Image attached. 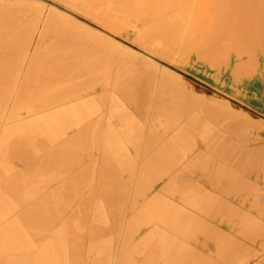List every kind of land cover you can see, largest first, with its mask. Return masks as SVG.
Listing matches in <instances>:
<instances>
[{"label":"bare ground","instance_id":"obj_1","mask_svg":"<svg viewBox=\"0 0 264 264\" xmlns=\"http://www.w3.org/2000/svg\"><path fill=\"white\" fill-rule=\"evenodd\" d=\"M221 1L229 3V5H231L234 8V11L238 13L240 16L241 15L242 16L238 17L237 19H234L233 22H230L226 20L225 17H223L225 13V8L222 6V10H223L222 19H219L218 22L215 24L218 27L217 32H196V28H197L196 23H193L192 25L188 24L186 26L179 25L176 19L177 15L173 13L174 11H171V10L169 11V8L162 6V5H160V7L155 6V10L153 13V20H152L153 23H157L158 28L162 32H121L122 34H125L126 37H128L129 39L137 41V43L142 45L143 48L138 47L140 49L138 51H133V49H129L130 47L128 46L127 48H124L125 51L123 52L131 56V59L129 60L130 62H127V63L125 62L127 64V68L128 66L130 67V71H129L127 78L122 77L123 79L122 80L120 79L118 81V78L116 77L117 80L115 82H117V84H114V85H116L117 89L114 90L113 88V91H115L114 96L112 94L110 95L114 99V100L112 99L114 101L113 104L114 103L116 104L115 106L116 111H118L117 107L121 108V110L124 111L123 115L125 117L124 116L123 117L124 118H126V116L128 117L129 120H127V122H129L130 125L135 126V124L137 125L140 122L142 126L144 125V127H148L150 138L148 139L145 138L146 141L148 140L147 143H144L143 141H141V139L144 140V138H142L143 134L145 137V133L143 132L145 129L144 127H143L144 129L142 128L143 131H142V135L140 139L141 143L140 141H136L138 140V137L135 140L136 143L138 142L137 143L138 145L137 144L135 145V142H132V139L134 136L131 137L130 139H131V142L134 143L133 145H135V148L139 146L140 152L137 154L139 156L141 155L142 157L146 158L145 161L151 162L149 158H152L153 162L155 164H158V162L154 161V159L156 160L159 156L160 158L158 159V161L160 164H158V167L162 165L161 167L164 166L163 168H165V166L167 165L168 162L165 163L166 165L163 162L162 163L164 165L161 164L160 159L166 157V156L163 157V155L167 153L168 151L167 149L170 147V145H173L175 141L174 138H177L178 136H183V134H184V137L186 136L187 138V136L190 133H192V131L194 132L196 130L198 132L199 130L202 131L204 129V132L206 133V129L208 126L213 125L212 126L213 129L216 126L215 124H211V125L209 124L212 120H214V122L216 121L220 123L219 125H222L224 130L228 132L227 134L228 141L230 140L229 138L232 137V135L235 133L234 132L232 134V132L238 127L243 129L244 132H247V130H244V129L249 130L250 128L251 129L258 128L256 126H253V124L251 123V121L253 122L254 120H250V119H253V117L250 116L251 118H249V113L247 115H243L242 117H241L242 114L240 113V116H239L237 112H240V110L235 109L234 106L232 107L231 103H228L227 101H225L226 99H223V97H221L220 95H217L216 98L214 97H211V98H214L216 100L217 106L219 104L220 107H223V108H219L216 105H214L213 108L217 107L214 110L213 108L210 107V104L213 103L214 101L213 99L212 101L209 100V102H211V103H208L209 105L207 104L208 100L207 102L203 100L204 102H206L205 106L206 104L208 105L206 115L203 113L204 116H198V115H199V112L200 113L205 112L207 108L203 106L204 105L203 103H202L203 105L201 104L202 98L208 97L205 94H203V97L200 98L201 97L200 95L197 96L198 94L196 95L194 93L193 94L190 93V96L194 95V96L199 97L198 100L201 99L200 103L197 102L199 105L197 103H194V105L197 104L198 108L201 105L200 107L202 109L205 108L204 111L201 109L199 112H197L199 110L197 107H196L197 111L195 108H193V110L191 109L192 112L195 109V111L198 114V115L195 114L196 116L191 115L192 112H185L184 110L181 111V108L184 105H187V99H185V97L187 98V96L185 95V93L187 92V95H189L188 91L190 90V88H188V91L184 93V91L187 90L186 89L187 84L185 82V78L183 80L181 78L182 76L180 77L179 75H177L171 68L174 66L166 62L162 58L169 60L171 63H176V64L178 63L184 69L191 71L194 74L201 77L202 79L208 81L214 86L215 90L218 93H223V94H226L227 96L235 97V99L238 98V101L241 100L242 102L246 104L255 106L259 109V111H262L264 113V0H259V1L258 0H221ZM52 2L54 3L53 8H55L54 10L55 13L57 12L59 13L60 17L61 16L63 17V20H59V18L57 19L56 17H55L56 19H54L60 22L59 26L61 27V29L64 28V30H68V28L71 27L69 28V30H71L74 27L76 28L75 26L76 13L70 8L62 6L61 4H58L55 1H52ZM71 3L73 4V2ZM72 4H70L71 7L78 5V4H75V5L74 4L72 5ZM76 7L78 8V6ZM108 8H109V13H110V11L112 10H110V7ZM92 10H95V9L93 8ZM55 13H53V15ZM84 13H87V10H84ZM90 13L92 14L94 12L91 11L88 14ZM57 15L58 14H55V16ZM92 16L95 18V20H97V22H100V24L106 27V31H107L106 33L104 32L101 34L98 31L97 33L101 34L103 38L109 40V43L112 42V45L114 44L113 47L115 45L121 46L120 43H117V42L114 43L115 41L114 39H112L113 38L112 35L116 36L118 33L116 31L118 30L108 26V24L105 21H103V18L100 17L101 15L98 16L97 14H94ZM107 16L105 17L106 19H108ZM116 16L117 15H115V18ZM51 19H53V17H51ZM51 19H50V22H52ZM116 19L118 20V18ZM125 20L126 19H124V21ZM122 23H123V20H122ZM45 24L47 23L45 22ZM77 24L78 26L80 25L78 22ZM48 25H50V23H48ZM83 26L84 25L80 27H82V29L86 28L84 29L85 31H87V29H89L88 31L91 30L89 27L85 26L83 28ZM128 26L130 27V25ZM79 30L81 29L79 28ZM79 30L77 31L75 30L77 34ZM72 32L74 34V31ZM79 32H82V31H79ZM91 32H92L91 34H93L94 32V34L96 35L95 30L92 29ZM30 33L32 36L28 34V38L29 36L32 37L29 39L30 41L29 44L31 46L33 45V42H34V36L36 37L37 33H35L36 35L32 34V32ZM67 33L68 34L66 35L65 38H67L70 31H68ZM98 34L97 36H100ZM12 35H14V33ZM15 35H17V33ZM60 35L63 36V33L61 34V31H60ZM60 35H59V38H60ZM10 36L4 37L6 39H2V40L0 39L1 40L0 41V52L5 53L7 50L6 45L8 46L9 44L12 45L14 43L13 42L14 40L9 39ZM14 36H11V38L12 37L14 38ZM72 37H76V35ZM72 37L71 36L68 37L67 40ZM19 39H21V37ZM54 39H56V37H54ZM100 39H102V37L99 38V41L102 44ZM105 39H103L104 41L103 40L102 41L106 43ZM37 40L39 39L37 38ZM59 40L61 41V39ZM62 40H64V38H62ZM75 40H77V37ZM75 40L74 41L72 39L69 40L70 44H72L73 42H76ZM84 40H87V39L83 38V41ZM88 40H89L88 41L89 43L90 39ZM56 41H58V39ZM78 41H80L81 43L82 41L81 37H80V40L78 38ZM94 41L97 42L98 40L97 41L94 40ZM19 42L20 41H18V43ZM15 43L17 44V42ZM88 43L87 41L85 43L83 42V44L85 45ZM98 43L99 42H97V44L96 43L93 44L91 42V44L94 45V46L92 45V47H94L95 49V46L99 45ZM60 44H58L59 47L62 46V45L60 46ZM24 45L26 49L27 44L25 43ZM64 45L65 44H63V46ZM74 45H77V44L75 43ZM108 45L110 44H107V46ZM77 46L70 45V47H74L73 49H75V47ZM81 46L83 45L81 44L79 48ZM88 46H90V44H88ZM88 46L86 45V47ZM22 47L24 46L22 45ZM100 47H101L100 49L102 48L104 49L106 45L105 47L100 45ZM57 48L58 47L56 48L54 47V49H57ZM68 49L72 50V48H68ZM68 49L64 51H67L68 53ZM77 49L78 48H76V50ZM117 49L120 50L121 48H117ZM107 50H108V47H107ZM105 51L106 50H103V52ZM93 52H91V54L97 55L101 51L98 53H95L96 51L94 53ZM2 53H0V55ZM75 53L73 54L74 57L77 55L80 56V53H82V50L77 55ZM85 53H87V48H86ZM36 54H39V52L35 53V55ZM87 54H90V52ZM25 55L28 56V54H25ZM71 55H68V56H70L71 58ZM96 55L94 56L98 60L100 56L97 55L98 56L97 58ZM100 55L102 56V54ZM103 56L106 57L105 53L103 54ZM103 56H102V59H103ZM48 57L46 58L48 59ZM64 58H66V60L69 59L67 56H65ZM115 58L114 59L111 58V59L115 60ZM89 59L91 60L90 57ZM24 60L25 59H23V61ZM51 60H52V56H51ZM59 60H61V58ZM72 60H73V57H72ZM75 60L77 59L74 58V61ZM94 61L95 60H93V62ZM104 61H108V60H106L105 58ZM104 61H101L100 63L103 62V64L105 65ZM66 62H69V61H66ZM66 62L64 63L62 59V63L64 64H61V63L60 64L65 65L64 67L67 70V68L71 67V65L67 67L68 63ZM81 62L83 61H80V63ZM85 62L84 64L87 63V67L89 68L91 66H93V68H96L94 65L98 64V62H96V64L92 65L93 62L91 60L90 61L91 65L88 66V62L86 63ZM69 63L73 64L72 61ZM8 64H9V67H11L9 61L5 59L4 57L0 56V68L8 69ZM117 64L122 65L121 63H118V61L116 65ZM55 65L61 66L57 63ZM73 65L79 66V63L73 64ZM81 65L82 63L80 64V66ZM101 65H100V68H99V64L97 65L99 69H102L104 67V66L102 67ZM123 66H125V64ZM51 68L54 69V67H51ZM65 68H64V72H65ZM79 68H82L83 70V67H78V69ZM93 68L91 71L94 70L95 72V69ZM98 68H96L97 71H99ZM118 68L120 69L121 67H118ZM55 69H58V68H55ZM75 69H77V67H75ZM116 71L114 72V74H116ZM67 72L65 73V76H67V79H68ZM70 72H71L70 74L71 76L69 75L70 78L73 77V74H76V73H72L73 71L71 70ZM83 72L87 74V72H85L84 70L78 74H81ZM100 72L98 74L96 72L95 73L97 74V77L102 78L101 77L102 73L99 76ZM107 73L109 74V72ZM6 74H3V75L0 74V77L8 76ZM94 74L91 73L89 77L95 76ZM111 74H113V72ZM81 75H84V74H81ZM113 75H110V77L112 78ZM74 76H78V75L76 74ZM120 76L119 78H121ZM18 77H19V74H18ZM91 77L90 79L94 81L93 77L92 78ZM110 77H109V80L110 82H112ZM83 78L86 79V77H83ZM99 78H97L96 82H98ZM103 78H106V77H103ZM116 78H113L112 80L114 81ZM75 79H77V77ZM124 79H128V81ZM68 80L70 81V83H72L71 80H74V79L71 78ZM79 80L80 79H78L77 81ZM83 81L84 80H82V82ZM80 82L81 81H79V83ZM77 83L78 82H76L75 85L77 87L80 86L79 84L77 85ZM85 83H88V82L85 81ZM107 83L109 84V81ZM67 84L69 86V83ZM82 84L84 85V82ZM184 84H186L185 88L182 87V85L184 86ZM75 85L74 87L72 86L73 89L75 88ZM83 85H81V87ZM86 85L84 86L86 87ZM93 86H96V83ZM181 87L185 89L183 92L181 91L182 90ZM65 88L63 89V91L65 90ZM83 88L81 90L79 88L77 89L75 88L76 91L75 90L74 91L76 93L77 90L79 89L81 93V91L83 92V90L85 89ZM101 88L102 89H95L94 91L92 89H89V88L88 89L93 91L91 93V96L99 92H101V94L104 95L108 93L110 89H112V87L109 89L107 85L106 87L103 86ZM71 89H68L69 91L67 90L66 93L72 92L70 91ZM62 94L64 95L65 92H62ZM67 94H65V96H69ZM101 94L99 93L100 98H101L100 99L101 101L99 100L100 104L102 101L103 103L106 102L105 101L106 96L105 97L102 96L103 97L102 98ZM63 95H60V96L63 97ZM70 96L68 97L69 99H70ZM190 96L188 98L191 99L192 97ZM75 97L79 99L80 95L75 96ZM81 97L83 98L84 96L81 95ZM95 97L96 96L91 97V98H94V102L95 100L98 101ZM107 97H109L108 94H107ZM73 99H71L70 101H72ZM84 99L83 100L85 102L86 98ZM87 99L89 100V98ZM106 99H109V98H106ZM192 100H190L191 103L194 102ZM198 100L195 99V101H198ZM57 101H58V98H57ZM57 101H55L54 104L57 103ZM77 102L82 104V99L81 101L77 100ZM190 102L188 104L192 106L193 104H190ZM65 103L66 101L64 102V104ZM62 104L63 102L60 105ZM71 104H68V106H71V108L67 106L68 109L65 106H63L65 109L69 110L70 108L71 110L70 112H67L65 115L61 116V117L64 116L65 117L64 119H66V121H64V119L58 118L57 116L56 117L50 116L48 118L36 120L33 123L29 122L30 124L27 125L26 122L23 121L22 119L23 116H21V113H13V114H7L6 112L0 113V264H264V240H263L264 234L262 235V232H260L261 234L258 233L257 235L261 236L260 242H256V243L252 242L251 245L248 246L247 242L243 240L245 239L244 237L246 233H244V237L242 239L237 238L238 236L237 227L238 226L231 227L230 223L232 222L230 223L227 222V221H230L231 218L228 216H222V213L220 215V210L221 212L225 211L226 205L232 204V203L234 204L239 203V201L236 200L238 198L236 195H232L231 192L230 193L227 192L228 190L230 191V189L232 190V188H230L232 186H229V187H226V185L223 186L224 185L223 180H221L222 175L229 174L231 177L232 176L238 177V176L244 175L243 177L247 176V179H248L247 189L250 191L252 200L248 203L250 204V206H248L245 209L239 208L235 210L231 205L232 209L235 210L236 213L238 212H239L238 214H240V212L244 213L242 214V216H234V217L235 218L238 217V218L245 219V220L249 219L248 224H245V227L246 225H249V222L252 219H253L252 223L254 224V226H255V223H254L255 220H257L256 222L257 225L260 224L259 226H261V224L262 225L264 224L263 221L262 223H260L261 221L258 220L260 219L259 217H255L246 212V210H249V212H254L255 214L259 213V215L261 214L264 215V180L261 177H259L261 174V170H263V173H264V164H263L264 161H260L258 159V157L259 158L262 157V154L264 155V141L262 143L260 140L254 138V140L251 139L253 143H250L248 145L241 147L242 149H239V148L235 149L237 150V152L234 150L235 153L232 155V159L230 158V161L227 160V162L225 160L223 162L225 163V166H223V164L221 166V167H226V168H222V171L221 169L219 171L217 170L218 172L223 173V174L217 173L215 170L217 174L216 173L213 174L214 173L213 172L212 176L214 175H217V176L215 178L210 176L213 178L212 182L214 181V185L212 184L214 186V192H218V196L214 197V199L216 198L215 202L225 205V206L221 205L222 207H224V209H221V207H219L220 209L217 208L219 209L218 211L217 210L214 211L213 209L210 210V209H206L205 207L203 208L201 206L202 207L201 208L200 206H198V204L200 205V204H204L207 202V201L205 202L206 199L205 200L203 199L204 194L201 195L203 196L202 199L200 198L199 195L198 197L197 194L196 195L194 194L195 196L198 197L197 199H195L196 197H194V199H191V198L188 199L190 205L192 204L196 205L195 208H193L194 205L192 207L190 206L191 208H184L181 205H179L178 208H175L178 205H175V206L172 205L171 204L172 201H170L165 194H154L150 190L149 192L145 190L147 188L149 189V187L152 188L151 181H154V180H151L150 177H147L146 180L141 179V178L146 177L147 175L145 176L142 175L138 181H137L138 178H136V180L135 178H130L126 180L117 179L118 177L113 178L111 177V175L110 176L108 175L109 172L104 167L107 162L102 164L101 163L102 160L100 162L99 160H96L93 158L92 154L94 153L95 149L90 150L88 149L87 144L85 146L84 144L82 145L76 142L74 144H65L64 141L67 142V140L69 141V139L78 140L80 138L82 139L84 138L80 137L79 132L77 133L79 136L76 137L74 133L73 136L75 138H73L72 136H70V138H67L66 134L69 133L68 129L71 126H69V128H66V126L62 127L63 124L67 125L66 123L69 122L70 120L72 121L75 120L76 122V123L74 122L75 126L77 127V125H79V127H81L84 125L83 123H87V121L90 122L91 119H92L91 123L94 121L98 123L103 122L101 120L103 116L105 115L104 113H102V111L100 113V110L94 111L96 108L92 109V106L90 104H88L91 106L89 110H93L94 112L91 111L90 113L89 111L88 115L87 113L86 114L83 113V111L82 113L81 111H78V109H76L78 107L75 108V104L73 105ZM88 105H87V108H88ZM189 105L187 107H189ZM54 106L57 107L59 105L57 106L54 105ZM84 106L86 107V104H84ZM100 106H102V104ZM95 107H99V106H95ZM105 107L106 109L108 108L107 105H105ZM60 109L62 110V107ZM86 110L87 109H84V111ZM113 110L114 109L112 108L111 112H113ZM186 110L189 111L190 108L189 110L188 109ZM106 112L107 111H105V113ZM196 112H193V113H196ZM98 114L99 116L96 117V120H94V117H95L94 115H98ZM120 114L122 115V113ZM117 115L118 113L116 114V116ZM119 115H118V118L119 117L121 118V116ZM85 116L86 118L89 116L88 118L90 120H87V119L85 120L84 119ZM235 117L236 118L238 117V121L236 122L235 120L233 121V118ZM124 118L122 120L123 122H125ZM209 119H212V120L209 121ZM109 121L111 124L110 126L112 127L113 126L115 127L117 126L116 124H118L117 122L113 123L112 119ZM91 123H88V124H91ZM255 123H256V119H255ZM40 124H44L45 126L40 128L39 127ZM103 124H99V125H103ZM129 124L128 126L126 125L128 130H129L128 128ZM140 124L138 125L139 127L141 126ZM32 125H35V126L33 127ZM49 125L50 126L53 125V127H49ZM92 125L94 126V123ZM92 125H89V126L92 127ZM120 125L123 126L125 124L123 125L120 124ZM85 126H87V124ZM79 127L77 129H79ZM90 127H88V129ZM96 127H98V125ZM120 128H123V127H120ZM80 129H81V132L85 130V129L82 130V128ZM216 129H218V127ZM216 129H214V131H216ZM109 131L111 130L109 129ZM136 131H135V135H136ZM207 131H210L209 127ZM211 131L213 130L211 129ZM211 131L210 133H212V136H213V132ZM111 132L113 133L114 131H111ZM138 132L137 134L139 135L140 132L139 133ZM204 132L202 131L201 134L199 133L198 137H195L196 135L194 133H192L195 135L194 137H191V135L190 137L188 136L189 138L193 139V146H191L192 148H189V149L188 148H184L182 150L180 149L182 152V155H180L179 157H182V160L184 161L183 165H186L185 161H187V164H188L190 163L188 160L191 161L192 159L194 160V161L193 160L191 161L193 162V164L196 162L195 159H197V161L200 162L201 159L202 160L204 158L206 159L207 155H209L211 150L214 151L216 150L214 148L218 149L219 146H221L222 141L220 140L218 136H216L214 137V139L209 137L210 140H212V142L214 141V145L211 147V144H209V142L208 143L206 142L209 138L207 137V135H204ZM112 133H110V135ZM117 133L118 131L116 132L115 135H118ZM237 133L238 132H236V134ZM126 134L127 133L125 132V135ZM129 134L127 135V137L129 136ZM125 135H122L121 137L124 136V138H126ZM65 137L67 139H64ZM121 137L120 136L119 138L115 137L114 139L116 138L121 139L122 141L119 142L120 144V143H123L124 140H126V139L123 140V138ZM217 137L219 139H217ZM98 138L101 140L102 136H99ZM134 138H136V136ZM225 138L223 136L222 139L225 140ZM180 140L182 141V139ZM237 140L239 139H236V142ZM246 140H248L247 136H246ZM117 142L115 141L114 143L117 144ZM126 143L129 144L128 142ZM132 143H130V146H132ZM185 143L183 144L180 143L179 145L182 144L184 146ZM242 143H243V140L241 144ZM124 144H121V145L124 146ZM226 144H228V142H226ZM115 145H112V146L115 147ZM186 145L187 144H185V146ZM222 145H225V142ZM108 146H110V144ZM98 147L100 149V146ZM105 147L107 149V146ZM119 147L117 144V149ZM221 148L219 150H221ZM227 148L226 149L224 148L225 149L224 151L229 149ZM124 149H128L127 146ZM98 150L96 151L98 152ZM114 151H118V150H114ZM136 151L137 150H135V152ZM230 151L232 150L230 149ZM119 152H121V149L119 150ZM222 152L223 151H221V153ZM232 152H229V154ZM126 153L127 152H124V156ZM129 154H131V152H129ZM135 154L136 153H134V155ZM179 154H181L180 151H179ZM126 155L128 156V153ZM172 155L174 156V154ZM213 155L214 154H212V159H213ZM102 156H103V153H102ZM224 156L223 158H225ZM209 157L211 156L209 155ZM216 157L219 158V156H214L215 158L214 160H216ZM144 158H142L143 162H144ZM137 159H138V156H137ZM169 159L171 160V158ZM257 159L259 162L257 161ZM130 160L128 161L132 164L133 163L132 161L134 160L132 161ZM139 160H140V157H139ZM163 160L165 161V159ZM170 160H169V163L171 162ZM182 160H180L181 162L180 161L179 162L182 163ZM202 160L201 162L203 163ZM221 160L222 159L220 157L219 161ZM126 161L127 160L123 161L124 163V164L122 163L123 166L122 165L116 166V163L118 162L116 161L115 163L114 161H111L110 159L109 163H107V166L108 167L112 166V168L114 167L115 170H122L123 172L125 171V173L128 168L131 171L135 172L136 171L135 168L132 169V165L134 163L130 165V163L128 162L129 163L128 164L126 163ZM16 162L19 163L18 166L20 164L21 166H23L22 167V169L24 168L23 171L21 169L17 170L20 167L16 166L17 165ZM211 162L212 161L210 159L209 163ZM127 164L129 166H127ZM155 164L153 167L156 166ZM197 165H196V169L198 167ZM202 165L203 164H201V167ZM205 165L207 164L205 163ZM214 165L212 168L215 167ZM168 166H167V170L170 168V166L173 167V162H172V165L168 164ZM187 166L188 167L190 166L191 170L192 168L195 167V166L192 167L191 163L190 165H187ZM177 167H180V165H176V168ZM176 168L174 166V170ZM159 169L155 168L156 171L157 170L160 171ZM148 170L151 171L150 169ZM161 170H164V169L161 168ZM188 170L189 169H187V171ZM179 171H183L184 173H186L185 172L186 170H181V168ZM165 172H166V169H165ZM118 173L120 174V172ZM167 173H170V170ZM184 173L182 175H184ZM176 174L180 175L178 174V172H176ZM206 174L207 172L205 173V176L207 177L208 174L207 175ZM120 176H122V174ZM184 176H185V180H187L188 179L187 176L186 175ZM222 179H225V178H222ZM185 180L183 181L186 182ZM192 181L193 183H195L194 182L195 180H192ZM232 181L234 182L236 180L233 179ZM234 184L231 183V185H234ZM197 186L202 189H205L208 187L202 184H199ZM237 191L238 190H236V192ZM243 191L245 193L246 189ZM188 194L189 193H187L186 195L189 196ZM183 195H185V193ZM190 195H193V194L190 193ZM207 196L205 197L207 198ZM247 197L248 196H246L245 200L247 199ZM208 198H210V196H208ZM183 202L186 203V201H183ZM207 204H209V201ZM210 206L212 207L211 203H210ZM137 210H139V213L137 212ZM261 217L263 216L261 215ZM236 223L237 222H235L234 224ZM106 225H109L108 230L110 231V233H106L107 231L105 230V228L107 227ZM251 225L249 226L250 228L252 227ZM245 229L246 231L248 230V228H245ZM242 231H244V229Z\"/></svg>","mask_w":264,"mask_h":264},{"label":"rangeland","instance_id":"obj_2","mask_svg":"<svg viewBox=\"0 0 264 264\" xmlns=\"http://www.w3.org/2000/svg\"><path fill=\"white\" fill-rule=\"evenodd\" d=\"M52 1H55V2H57L58 4H61L62 6H65V7H68V8H70L71 10H73L75 13H76V15H75V19H76V23H75V26H76V28L74 27V28H72L71 30L72 31H74V34L76 35V37H77V40H75L76 39V37H72V36H75L74 34H73V32L71 31V30H69V28H71V27H69L68 28V30H64V28H62L61 29V27L59 26V24H60V22L59 21H57V20H54V19H58L59 18V20H63V17L61 16L60 17V15H59V13H55V8H53V2ZM259 1V0H258ZM71 2H73V4L75 5V4H78V5H75V6H70V4H72ZM164 2V3H163ZM91 3V4H90ZM72 4V5H73ZM90 4V5H89ZM160 5H162V6H165V7H167V8H169V11L171 10V11H174L173 13H175V15H177V22H178V24L179 25H182V26H186V25H188V24H193V23H196V32H217L218 31V27L215 25L217 22H218V20L219 19H222V12H223V10H222V6L225 8V13H224V16L223 17H225V19L226 20H228V21H230V22H233L234 21V19H237L238 17H241L238 13H236L235 11H234V8L231 6V5H229V3H227V2H224V1H221V0H0V39L2 40V39H6V38H4V37H6V36H14L16 33H17V35H15L14 36V38L16 39H14L13 37L11 38V36H10V40H14L13 42L15 43V42H17V44L15 43H13L12 45L11 44H9L8 46L6 45V47H7V50H6V52L5 53H2V52H0V53H2L0 56L1 57H4L5 59H7L8 61H9V63H10V65H11V67H9V64H8V69L6 68V69H3V68H0V74H6V75H8V76H4V77H0V113H4V112H6L7 114H13V113H21V116H23L22 117V119H23V121L24 122H26V124L27 125H29L30 123H33L34 121H36V120H40V119H44V118H48V117H50V116H57L58 118H61V119H64L65 117L63 116V117H61L62 115H65L67 112H70L71 110H70V108H71V106H68V104H71V105H73V104H75V108L76 107H78V108H76V109H78V111H81V113H82V111H83V113H87V115H88V112L90 111V113H91V111H93V110H89L90 108H91V106H92V109L94 108H96L94 111H98V110H100V113H101V111H102V113H104L105 115L103 116V118H102V120L101 121H103V122H96V121H94V122H92L91 123V121H92V119L90 120L88 117L86 118V116H85V120L87 119V120H90V122H88L87 121V123H83L84 125L83 126H81V127H79V125H77V127L75 126V120H70L69 122H67L66 124L67 125H62V127H65L66 126V128H69V126H71L69 129H68V132L69 133H67L66 135V137L67 138H70V136H72L73 138H75L74 136H73V134L77 137V136H79L80 135V137H83L84 139H82V138H80V139H78V140H74V139H69V141L67 140V142L66 141H64V143L65 144H74L75 142L76 143H78V144H84L85 146H86V144H87V147H88V149H90V150H94V153L92 154L93 155V158L94 159H96V160H99L100 162H101V160H102V164H104V163H109V161H110V159H111V161H114L115 163H116V161L118 162V163H116V166H123V161H125V160H127L126 161V163H128L129 161L128 160H130V161H132V160H134V161H132L133 163V165L130 163V165H132V169H134L135 168V172H133V171H131L129 168L126 170V173H125V171L123 172L122 170H115V168L113 167L112 168V166H107V163H106V165L104 166L105 167V169L106 170H108V175L110 176L111 175V177H113V178H117V179H122V180H126V179H130V178H135V180H136V178H138L137 179V181L141 178V176L142 175H147L146 177H144V178H141V179H145L146 180V178L147 177H150L151 178V180H154V181H151L150 179V181H151V186H152V188H154V189H152L151 187H149V189L147 188V189H145L146 191H148L149 192V190L152 192V193H154V194H165L166 196H167V198L170 200V201H172L171 202V204L172 205H178V206H176L175 208H178L179 207V205H181L182 207H184V208H191L193 205H194V207L193 208H195V204H192V205H190L189 204V200L188 199H194V197H196L195 199H197L199 196H200V198L202 199V197H203V199L205 200V202L206 203H204V204H198V206H202L203 208L205 207L206 209H213L214 211H218L220 208L219 207H221V209H224V207H222V206H225V205H223V204H219V203H216L215 202V199H214V197H216V196H218V192H214V181L212 182V179L213 178H215L217 175H214V176H212L213 174H215L216 172L217 173H220V172H218L220 169H221V171H222V168H226V167H221L222 166V164H223V166H225V163H223L225 160H226V162H227V160L228 161H230V158L232 159V155L235 153V151L237 152V150H235V149H242L241 147H243V146H245V145H248V144H250V143H253L252 141H251V139L252 140H254V138H256V139H258V140H260L262 143H263V141H264V113L262 112V111H259V109L257 108V107H255V106H252V105H250V104H246V103H244V102H242L240 99V101H238V98H236L235 99V97H230V96H227L226 94H223V93H218L216 90H215V88H214V86L211 84V83H209L208 81H206V80H204V79H202L201 77H199L198 75H196V74H194L193 72H191V71H188V70H186V69H184L183 67H181L178 63L176 64V63H171L169 60H166V59H164V58H162L163 60H165L166 62H168V63H170V64H172L174 67H171L172 68V70L177 74V75H179L183 80H184V78H185V82H186V84H184V86L182 85V87H184L185 88V85L187 86V90H185L184 88H182V92L184 91V93L186 92V91H188V88H190V90L188 91V93H189V95H187V92L185 93V95L187 96V98L185 97V99H187V105H184L182 108H181V111H185V112H192V110H193V108H195L196 109V107L198 108V103H200V100H198V98L199 97H197V96H201L200 98H202L203 97V94H205L206 96H208V97H206V98H202V102H201V104L206 108V110H205V108L204 109H202L200 106H199V110L197 111V109H196V111L197 112H199L201 109L204 111L205 110V112H202V113H200L199 112V115L197 114V112L195 111V109H194V111L193 112H196V113H191V115H198V116H204V114L206 115V111H207V109H208V103H211V102H209V100H211L212 101V99L215 101H213V103H215V104H213V103H211L210 104V107L211 108H213L214 107V105H216L217 103H216V100L214 99V98H216L217 97V95H220L221 97H223V99H226L225 101H227L228 103H231V106L233 107L234 106V108L235 109H237V110H240V112H237L238 114H239V116H240V113L242 114L241 115V117L243 116V115H247L248 113H249V118H251L250 116H252L253 117V119H250V120H254L253 122L251 121V123L253 124V126H256V127H258V128H255V129H244V130H247V132H244L243 131V129H241V128H237V129H235L233 132H232V137H230L229 139V141H228V139H227V134H228V132H226V130H224V128H223V126L222 125H219L220 123H218V122H214V120H212V119H209V121H211L209 124L211 125V124H215L216 126V128L218 127V129H216L215 127H214V129H216V131H214V129H213V125L212 126H208L209 127V130L211 131V129L213 130V131H211V132H213V136H212V133H210V131H207L208 130V127H207V129H206V133L204 132V129L202 130L203 132H204V135H207V137L209 138V137H211L212 139H214V137H216V136H218L219 138H220V140L222 141V144L225 142V145H222L221 144V146H219V148L217 149V148H214V149H216V150H211L210 151V153H212V154H214L213 155V159H212V154H210L209 153V155L211 156V157H209V155H207V157H206V159L204 158L202 161H203V163L201 162V160H200V162L199 161H197V159H195V161L197 162V164H196V162L193 164V162H191L190 160H188L190 163H191V166L192 167H194V168H192V170L190 169V166L188 167L187 165H190V163H188L187 164V161H185V164L186 165H183L184 163V161L182 160V157H179L180 155H182V152H181V150L182 149H184V148H192L191 146H193V139L192 138H189L190 137V135H191V137H194L195 135V137H198V134L200 133H202V131H198L197 132V130L196 131H192V133H194V134H192V133H190L188 136H187V138H189V139H187L186 138V136L184 137V134H183V136H178L177 138H174V143H173V145H170V147L167 149L168 151H167V153H165V155H163V157H165V158H162V159H160V162H161V164H165V163H167V165L165 166V168H163V167H158V164H160L159 163V161H158V159L160 158L159 156H158V158L155 160L154 159V161H157L158 162V164H155L154 162H153V159L152 158H149L150 159V161L151 162H147V161H145L146 160V158H144V157H142L141 155L139 156L137 153H139L140 151H139V146L138 147H136L135 148V145L138 143H136V141H140V139H141V135H142V131H143V129H144V133H145V137H144V134H143V137L142 138H144V140H142L141 139V141H143L144 143H147L148 142V140L146 141V139L145 138H150V134H149V131H148V127H144V125L142 126V124H140V122L136 125L135 124V126L134 125H130L129 124V122H127V120H129L128 119V117L126 116V118H124L125 116L123 115V110H121V108H119V107H117V109H118V111H116V108H115V106H116V104L114 103L113 104V97L110 95V94H112L113 96H114V92L115 91H113V88H114V90H116L117 89V87H116V85H114V84H117V82H115L116 80H117V78H118V81L121 79H123V78H127L128 77V74H129V71H130V67L128 66V68H127V62H130L129 60L131 59V56H129L127 53H125V52H123V51H125V49L124 48H127V46L128 47H130L129 49H133V51H138V50H140L138 47H141V48H143V46L142 45H140L139 43H137V41H135V40H132V39H129L128 37H126V35L125 34H122L121 32H162L159 28H158V26H157V23H153L152 22V20H153V13H154V10H155V6H158V7H160ZM76 6H78V8L76 7ZM76 7V8H75ZM108 7H110V10H112V11H110V13H109V8ZM95 9V10H92V9ZM173 9V10H172ZM84 10H87V13H84ZM94 12V13H90V14H88L89 12ZM108 12V13H107ZM147 12H149V13H147ZM152 12V13H151ZM53 13H55V14H58L57 16H55V14L53 15ZM94 14H97L98 16L99 15H101L100 17H102L103 18V21H105L107 24H108V26H110L111 28H114V29H117L118 31H116V32H118L117 33V35L115 36V35H112V39H114V43H120L121 44V46L122 45H124V46H126V47H124V46H117V45H115L114 47H113V45H112V42H110L109 43V40H107V39H105V38H103V36H101V34L102 33H106L107 31H106V27H104L102 24H100V22H97V20H95V18L92 16V15H94ZM148 14V15H147ZM92 18H90L89 16ZM108 15V16H107ZM115 15H117L116 16V18H118V20L115 18ZM108 17V19H106L105 17ZM146 16H147V18H146ZM46 17V18H45ZM48 17V18H47ZM51 17H53V19H51ZM56 17V18H55ZM42 18V19H41ZM51 19V21L52 22H50V19ZM46 19V20H45ZM49 19V20H48ZM116 19V20H115ZM124 19H126L125 21H124ZM149 21H148V20ZM95 20V21H94ZM106 20H108V21H106ZM122 20H123V23H122ZM151 20V21H150ZM116 21V22H115ZM146 21V22H145ZM40 22V23H39ZM45 22L47 23V24H45ZM57 22H59V23H57ZM77 22L80 24L79 26H78V24H77ZM43 24V26H42V24ZM48 23H50V25H48ZM72 23H74V22H72ZM127 23V24H126ZM220 23V22H219ZM39 24H40V26H39ZM53 24H54V26H53ZM77 24V25H76ZM126 24V25H125ZM131 24H132V26H131ZM44 25H46V26H44ZM51 25H52V27H51ZM57 25V26H56ZM82 25H84L83 26V28L85 27V26H87V27H89L91 30L93 29V30H95L96 32V35L94 34V32H93V34H91L92 32H91V30L90 31H88L89 29H87V31H85L84 29H86V28H84V29H82V27H80V26H82ZM128 25H130V27L128 26ZM37 26V27H36ZM49 26V27H48ZM56 26V27H55ZM5 27H7V28H5ZM13 27V28H12ZM55 27V28H54ZM10 28V29H9ZM34 28H36V29H34ZM42 28H43V30H42ZM46 28H47V30H46ZM79 28L81 29V30H79ZM58 30V31H56V30ZM64 30V31H63ZM77 30H79V31H82V32H79L78 31V34H77V32L76 31ZM6 31V32H5ZM35 31V32H34ZM37 31V32H36ZM40 32V34H39V32ZM43 31V32H42ZM53 31V32H52ZM55 31H56V33H55ZM60 31H61V34L63 33V36L62 35H60ZM68 31H70V33H69V35L72 37V38H69L68 40H67V38L68 37H70L69 35L67 36V38H65L66 37V35L68 34L67 32ZM97 31L99 32V33H101V34H98L97 33ZM30 32H32V34H35V33H37V35H36V37L34 36V42H33V45H31L30 46V41H29V39L30 38H32V37H30L29 36V38H28V34L29 35H31V33ZM66 32V33H65ZM230 32H232V31H230ZM14 33V35H12ZM65 33V34H64ZM90 33V34H89ZM56 34H58V35H56ZM88 34V35H87ZM97 34L98 35H100V36H97ZM119 34V35H118ZM20 35V36H19ZM59 35H60V38H59ZM77 35H79L80 37H81V40L83 41V38L84 39H87V40H84L83 42L85 43L86 41H87V43H88V39H90V42L88 43V44H90V46H88V44H86L88 47H86V45L85 44H83V42L81 41V43H80V41H78V38H79V40H80V37L79 36H77ZM89 35H91V36H89ZM95 35V36H94ZM21 37V39H19V38H17V37ZM26 36V37H25ZM32 36V35H31ZM43 36H44V38H43ZM94 38H93V37ZM47 37V38H46ZM54 37H56V39H54ZM58 37V38H57ZM98 39H97V38ZM100 37H102V39H100L101 40V42H102V44L100 43V41H99V38ZM26 39V41L28 42H26L25 41V39ZM28 38V39H27ZM37 38L39 39V40H37ZM42 40H41V39ZM62 38H64V40H62ZM74 38V39H73ZM19 39V40H18ZM51 39H52V41H51ZM58 39V41H56ZM59 39H61V41L59 40ZM75 40L76 42H71L72 44H70V41L69 40ZM92 39H94V40H98L97 42H99L98 44L99 45H96L95 46V49H94V47H92V45L93 44H97V42H95L94 40H92ZM103 39H105V41H106V43L107 44H110V45H108L107 46V44L105 43V42H103L104 40ZM0 40V41H1ZM40 40H41V42H40ZM45 40V41H44ZM67 42H66V41ZM103 40V41H102ZM18 41H20L19 43H18ZM22 42H24V43H22ZM52 42V43H51ZM79 43V45H78V43ZM91 42L93 43V44H91ZM27 44V46H26V49H25V45L24 44ZM49 43V44H48ZM56 45H55V44ZM61 43V44H60ZM65 44L64 46H63V44ZM68 43V44H67ZM77 44V45H74V44ZM104 43H105V45H106V47H105V45H104ZM29 44V45H28ZM36 44V45H35ZM39 44V45H38ZM46 44H48V45H46ZM53 44V45H52ZM58 44H60V46L62 47H59V45ZM83 45V46H81L80 48H79V46L80 45ZM139 44V45H138ZM22 45L24 46V47H22ZM35 45V46H34ZM38 45V46H37ZM44 45H45V47H44ZM70 45L71 46H77V47H75V49H73L74 47H70ZM100 45L101 46H103V47H105L104 49L102 48V49H100L101 47H100ZM47 46V47H46ZM66 46V47H65ZM94 46V45H93ZM48 47H50V48H48ZM54 47L56 48V47H58L57 49H54ZM84 47V48H83ZM91 49H93L94 50V52L95 53H98V52H100V53H98L97 55L98 56H100L99 57V61L95 58V56L94 55H96V54H91V52H93V50H91ZM107 47H108V50H107ZM31 50H30V49ZM38 48V49H37ZM46 48V49H45ZM53 48V49H52ZM59 48H61V49H59ZM68 48H72V50L71 49H68ZM76 48H78L77 50H76ZM82 48V49H81ZM86 48H87V53H89L90 52V54H87V53H85L86 52ZM97 48V49H96ZM117 48H121L120 50L119 49H117ZM36 49V50H35ZM45 49V50H44ZM53 51H52V50ZM68 49V53H67V51H64V50H67ZM79 49H81L82 50V53H80V56L79 55H77L81 50H79ZM84 49H85V51H84ZM90 49V50H89ZM100 49V50H99ZM124 49V50H123ZM30 52H29V51ZM35 50V51H34ZM41 52H40V51ZM47 50V51H46ZM49 50V51H48ZM61 50V51H60ZM62 50H63V52H62ZM74 50V51H73ZM98 50V51H97ZM103 50H106L105 52H103ZM28 53H27V52ZM46 51V52H45ZM57 51V52H56ZM75 51H76V53H75ZM109 51V52H108ZM38 53L39 52V54H36L35 55V53ZM54 52H56V53H54ZM58 52H59V54H60V56H59V54H58ZM77 55V56H75L74 57V53ZM84 52V53H83ZM93 52V53H94ZM103 52V53H102ZM108 52V53H107ZM30 53V54H29ZM105 53V56L106 57H104L103 56V54ZM107 53V54H106ZM112 53V54H111ZM25 54H28V56L27 55H25ZM41 54V55H40ZM44 54H46V55H44ZM63 54V55H62ZM67 54V55H66ZM72 54V55H71ZM84 54V55H83ZM86 54V55H85ZM100 54H102V56H103V59L105 60V58H106V60H108V61H104L103 59H102V56L100 55ZM110 54V55H109ZM32 55V56H31ZM68 55H71V58H70V56H68ZM90 55V56H89ZM93 55V56H92ZM96 55V57L98 58V56ZM109 55V56H108ZM26 56H27V58H26ZM48 57V59L46 58V57ZM51 56H52V60L54 61H52L51 60ZM55 56V57H54ZM65 56H67L69 59H67L66 60V58H64ZM111 56V57H110ZM72 57H73V60H72ZM79 57V58H78ZM88 57V58H87ZM89 57L91 58V60H92V62H93V60H95L94 62H93V64L92 65H94V64H96V62H98V64H99V68H100V65L103 67H101L102 69H99L98 68V64H96V65H94L96 68H98L99 69V71H97V69L96 68H93V66H91L93 69H95V72L98 74L100 71V74H99V76L101 75V73H102V78H99V77H97V74L94 72V70L93 71H91L92 70V68L90 69L89 67H87V63L86 62H88V66L89 65H91V60L89 59ZM108 57V58H107ZM110 57V58H109ZM116 57V58H115ZM55 58V59H54ZM61 58V60H59ZM74 58H76L77 60H75L74 61ZM82 58V59H81ZM114 59L115 58V60H112V59ZM23 59H25L24 61H23ZM57 59V60H56ZM62 59H63V61H64V63L66 62V61H69V62H71L72 61V63H73V61H74V63L73 64H78L79 63V66H75V65H73V64H70L69 62H66V63H68V65H67V67L68 66H70L71 65V67H68L67 68V70H68V72H67V70H66V68L64 67L65 65H61V64H64V63H62ZM66 61H65V60ZM85 59V60H84ZM102 59V60H101ZM110 59H111V61H110ZM117 59H119V60H117ZM59 60V61H58ZM83 61V62H81L82 63V65L80 66V61ZM118 61V63H123L122 65H120V64H117L116 65V63H117V61ZM78 61V62H77ZM86 61V62H85ZM101 61H104V63H105V65L103 64V62L102 63H100ZM59 62V63H58ZM76 62V63H75ZM84 62L86 63V64H84ZM115 62V63H114ZM126 62V63H125ZM53 63H57V64H59V65H61V66H56L55 64H53ZM61 63V64H60ZM107 63V64H106ZM110 63H112V64H110ZM125 64V66H123ZM55 65V66H54ZM77 67V69H75V67ZM107 66H109V67H107ZM112 66V67H111ZM114 66V67H113ZM51 67H54V69L53 68H51ZM60 67V68H59ZM61 67H62V69H61ZM78 67H83V70L85 71V72H87V74H85L84 72L83 73H81V74H84V75H81V74H78V73H80V72H82L83 70H82V68H79L80 70H82V71H80L79 69H78ZM85 67H87V68H85ZM118 67H121L120 69H122V70H120ZM51 68V69H50ZM55 68H58L59 69V71H58V69H55ZM64 68H65V72H64ZM106 68H108V69H106ZM112 68V69H111ZM125 68V69H124ZM53 69V70H52ZM61 69V70H60ZM86 69H87V71H86ZM90 69V70H89ZM105 69V70H104ZM114 69H116V70H114ZM119 69V70H118ZM70 70L71 71H73L72 73H76L78 76H74V75H76V74H73V77H71V78H73L74 80H71V82L72 83H70V81L68 80V79H71L70 77H69V75L71 74V72H70ZM78 70V71H77ZM88 70H89V72H88ZM102 70H104V71H102ZM108 70V71H107ZM124 70V71H123ZM125 70H127V71H125ZM11 71V72H10ZM64 72V74H63V72ZM75 71V72H74ZM111 71V72H110ZM116 71V74H114V72ZM121 71V72H120ZM10 72V73H9ZM67 72V75H68V79H67V76H65V73ZM107 72H109V74L110 75H113V77L111 78L110 77V75L107 73ZM113 72V74H111ZM123 72V73H122ZM13 73V74H12ZM94 74L95 76H92L93 77V79H94V81L93 80H91L90 79V77H89V75L90 74ZM106 73V74H105ZM123 75H122V74ZM10 74H12V75H10ZM18 74H19V77H18ZM22 74V75H21ZM24 74V75H23ZM80 75V76H79ZM86 75V76H85ZM105 75H107V76H105ZM121 75V76H120ZM127 75V76H126ZM194 75V76H193ZM71 76V75H70ZM82 76V77H81ZM111 78V81L112 82H110V80H109V77ZM119 76L121 77V78H119ZM77 77V79H75ZM83 77H86V79H84ZM91 77V78H92ZM94 77H96V78H94ZM103 77H106V78H103ZM108 77V78H107ZM117 77V78H116ZM123 77V78H122ZM18 78V79H17ZM82 78V79H81ZM89 78V79H88ZM97 78H99L98 79V82H96L97 81ZM113 78H116L114 81L112 80ZM78 79H80L79 81H81L80 83H79V81H77ZM109 81V84L107 83L108 81ZM66 80V81H65ZM82 80H84L83 82H84V85H88V83H89V87L86 85V87L82 84L83 82H82ZM92 82H91V81ZM124 80H127L128 81V79H124ZM74 81V82H73ZM85 81L86 82H88V83H85ZM107 81V82H106ZM76 82H78L77 83V85L79 84L80 86H76L75 85V83ZM91 82V83H90ZM101 82V83H100ZM104 82H106V83H104ZM114 82V83H113ZM64 83V84H63ZM67 83H69V86H68V84ZM93 83V84H92ZM95 83H96V86H93V85H95ZM97 83H99V84H97ZM113 83V84H112ZM176 83V82H175ZM72 84V85H71ZM92 86H91V85ZM65 85H67V86H65ZM74 85H75V88L77 89V88H79L80 90L83 88V86H84V88L86 89H84L83 90V92L81 91V93H80V91H79V89L77 90V92L76 93H78V94H76L75 93V91H76V89L74 88L73 89V87H74ZM81 85H83L82 87H81ZM106 85H107V87L110 89L111 87H112V89H110V91L108 92V93H106V94H101V92H99L100 94H101V97L102 96H106V98H109V99H106L105 98V101L106 102H104L103 103V101L101 102V104H102V106H100L101 104H100V102H99V100L101 99L100 98V95H99V93H96L95 95H92L93 97L94 96H96L95 98L98 100V101H96L95 100V102H94V98H91L92 96H91V93L95 90V89H102L101 87H103V86H105L106 87ZM111 85V86H110ZM176 85V84H175ZM65 88V90L63 91V87ZM73 86V87H72ZM110 86V87H109ZM178 86V85H177ZM213 86V87H212ZM71 87H72V89H71ZM94 87V88H93ZM63 88V89H62ZM92 89V90H89V89ZM68 89H71L70 91H72V92H67L66 93V91L68 90ZM61 90H62V92H65V94H67V95H71L70 96V99L68 98L69 96H65V94L63 95L62 94V92H61ZM75 90V91H74ZM87 90H88V92H87ZM69 91V90H68ZM74 91V92H73ZM86 92V93H85ZM111 92H113V93H111ZM74 93V94H73ZM190 93L191 94H198L197 96H194V95H192V96H190ZM58 94V95H57ZM89 94V95H88ZM98 94V95H97ZM107 94H108V96L109 97H107ZM60 95H63V97L62 96H60ZM78 95H80V97H79V99L78 98H76L75 96H78ZM81 95L82 96H84L83 98L81 97ZM87 95H88V97H87ZM99 96V97H98ZM192 97L191 99L190 98H188V97ZM55 97H57L58 98V101H57V98H55ZM61 97V98H60ZM65 97V98H64ZM73 97H74V99H73ZM195 97V98H194ZM211 97H214V98H211ZM67 98V99H66ZM84 98H86V101L84 102ZM87 98H89V100L87 99ZM103 98V97H102ZM111 98V99H110ZM62 99H63V101H62ZM65 99V100H64ZM71 99H73L72 101H70ZM81 99H82V104L81 103H78L77 102V100H79V101H81ZM84 99V100H83ZM113 99V100H112ZM189 99V100H188ZM192 99H194V100H192ZM195 99L196 100H198V101H195ZM69 102H68V101ZM93 100V101H92ZM190 100H192V101H194V102H190ZM206 101L207 102V100H208V102H207V104H206V106H205V103L206 102H204V101ZM55 101H57V103H55L54 104V102ZM63 102V104L62 105H60L62 102ZM66 101V103L64 104V102ZM93 103H92V102ZM101 101V100H100ZM110 101V102H109ZM76 102V103H75ZM87 102V103H86ZM98 102H99V104H98ZM190 102V104H193L194 105V103H197V104H195L193 107L191 106V105H189L188 103ZM68 103V104H67ZM96 103V104H95ZM66 104H67V106L68 107H70L69 108V110H67L68 108H67V106H66ZM84 104H86V107L84 106ZM88 104H90V105H88ZM93 104H95V105H93ZM54 105H59V106H57V107H55ZM80 105H82V106H80ZM87 105H88V108H87ZM104 105V106H103ZM105 105H107V109H106V107H105ZM112 105V106H111ZM189 105V107H187ZM211 105H213V106H211ZM52 106H54V107H52ZM63 106H65L67 109H65ZM84 106V107H83ZM90 106V107H89ZM95 106H99V107H95ZM191 106V107H190ZM202 106V107H203ZM217 106V105H216ZM222 106V105H221ZM51 107V108H50ZM62 107V110L60 109ZM102 107V108H101ZM104 107H105V109H104ZM114 109L113 110V112H115V113H113V112H111L112 111V108ZM187 107V108H186ZM209 107V108H210ZM217 107H219V108H223V107H220V105L218 104V106ZM217 107H215V108H217ZM57 108V109H56ZM98 108V109H97ZM100 108V109H99ZM111 108V109H110ZM189 108H190V110H189ZM215 108H213L214 110H215ZM218 108V109H219ZM75 109V110H76ZM84 109H87L86 111H84ZM119 109H120V111H119ZM186 109H188L189 111H187ZM192 109V110H191ZM220 110V109H219ZM237 110H235V111H237ZM93 111V112H94ZM104 111V112H103ZM105 111H107L106 113H105ZM108 111H109V113H108ZM118 113V115L120 114V113H122V115L120 114L119 116H121V118L123 117L124 118V120H125V122H127V123H125V122H123L122 120H123V118L121 119L120 117V119L118 118V115L116 116V114ZM99 113V112H98ZM99 113V114H100ZM204 113V114H203ZM99 114L98 115H94L95 117H94V120H96V117H98L99 116ZM107 114H108V116H107ZM201 114V115H200ZM111 115V116H110ZM195 115V116H196ZM235 115V114H234ZM117 117V119H116V117ZM236 116H238V115H236ZM107 118V119H106ZM109 118V119H108ZM112 119V121H113V123H118V124H116L117 126H110L111 124H110V121L109 120H111ZM114 118V119H113ZM260 118H261V120H260ZM105 119V120H104ZM120 121H119V120ZM255 119H256V123H255ZM235 120V122L236 121H238V117L236 118H233V121ZM64 121H66V119H64ZM30 122V123H29ZM75 122V123H74ZM86 122V121H85ZM105 122V123H104ZM88 123H91V124H88ZM94 123V126L92 125ZM105 125H104V124ZM217 123V124H216ZM72 124V125H71ZM87 124V126L88 127H90L89 125H92V127H90L89 129H88V127L87 126H85ZM99 124H103V125H99ZM120 124H125V125H123V126H121ZM128 124H129V130L127 129V126H128ZM141 125L140 127L138 126V125ZM209 124H207V125H209ZM73 125H74V127H73ZM98 125V127H96ZM127 125V126H126ZM33 127L35 126V125H32ZM45 125L44 124H40L39 125V127L40 128H42V127H44ZM68 126V127H67ZM125 126V127H124ZM139 128H138V127ZM49 127H53V125H49ZM79 127V129H77ZM120 127H123V128H120ZM135 127V128H134ZM144 127V128H143ZM212 127V128H211ZM220 127V128H219ZM80 128H82V130L83 129H85L83 132H81V129ZM126 128V129H125ZM134 128V129H133ZM137 128V129H136ZM143 128V129H142ZM87 129V130H86ZM109 129L111 130V131H114L113 133L111 132V131H109ZM113 129V130H112ZM116 129V130H115ZM124 129V130H123ZM132 129H133V131H132ZM139 129H141V130H139ZM202 129V128H201ZM220 129V130H219ZM137 130V131H136ZM258 130V131H257ZM118 131V135H115L116 134V132ZM133 133H132V132ZM135 131H136V135H135ZM141 133H139V132ZM252 131V132H251ZM79 132V135L77 134ZM124 132V133H123ZM125 132L127 133L126 135H125ZM137 132L139 133V135L137 134ZM215 132H217V133H215ZM236 132H238L237 134H236ZM110 133H112L111 135H110ZM119 133H121V134H119ZM129 133H131V134H129ZM210 133V134H209ZM69 134V135H68ZM72 134V135H71ZM129 134V136L127 137V135ZM148 134V135H147ZM235 134H236V136H235ZM247 134V135H246ZM250 134V135H249ZM259 134V135H258ZM118 137L119 138V136L121 137L122 135H125L126 136V138H124V136L123 137H121V138H123V140L124 139H126V140H124V142H125V144H124V142L123 143H120L119 144V142H121L122 140L121 139H118V138H116V139H114L115 137ZM132 135V136H131ZM208 135H210V136H208ZM222 135V136H221ZM256 135V136H255ZM69 136V137H68ZM99 136H102V139L100 140L98 137ZM136 136V138H134V137ZM147 136V137H146ZM223 136H224V138H225V136H226V138H225V140L224 139H222L223 138ZM246 136H247V139L248 140H246ZM64 138V139H67V138ZM95 137V138H94ZM97 137V138H96ZM112 137H114V138H112ZM131 137H133V139H132V142H135V145H133L134 143H132L131 142ZM137 137H138V140H136L137 139ZM217 137V139H219ZM222 137V138H221ZM259 137H261V138H259ZM263 137V138H262ZM101 138V137H100ZM184 138V139H183ZM82 139V140H81ZM112 139V140H111ZM130 140V142H129V140ZM180 139H182V141L180 140ZM236 139H239V140H237V142H236ZM136 140V141H135ZM188 142H187V141ZM242 140H243V145L241 144V142H242ZM246 140V141H245ZM117 142V144H118V147L121 149V152H119V148L117 149V144L116 143H114V142ZM141 141H140V143H141ZM146 141V142H145ZM179 143H178V142ZM190 141H191V143H190ZM239 141V142H238ZM126 142H128L129 144H127ZM185 142H187V143H185ZM207 143L209 142V144H211V147L214 145V141L212 142V140H210V138L206 141ZM213 144H212V143ZM226 142H228V144H226ZM130 143H132V146H130ZM178 143V144H177ZM180 143H185V144H187L186 146H185V144H184V146L181 144V145H179ZM234 143V144H233ZM110 144V146H108ZM116 144V145H115ZM121 144H124V146L123 145H121ZM191 144V145H190ZM230 144H232V145H230ZM261 144V143H260ZM92 145V146H91ZM94 145V146H93ZM97 145V146H96ZM112 145H115V147H113ZM138 145V144H137ZM188 145H190V146H188ZM228 145H230V146H228ZM238 147H237V146ZM242 145V146H241ZM98 146H100V149H99V147ZM103 146V147H102ZM105 146H107V149H106V147ZM123 146V147H122ZM126 146H127V148L128 149H124V148H126ZM226 146V147H225ZM227 146H228V148H227ZM97 147V148H96ZM109 147V148H108ZM222 147V148H221ZM236 147V148H235ZM111 148V149H110ZM123 148V149H122ZM134 148V149H133ZM221 148V150H219ZM227 148L228 150H229V152H232V153H230L229 154V152H228V150H226V151H224L225 149ZM99 149V150H98ZM109 149V150H108ZM173 149V150H172ZM179 149V150H178ZM181 149V150H180ZM230 149L232 150V151H230ZM96 150H98V152L96 151ZM111 150V151H110ZM114 150H118V151H114ZM135 150H137L136 152H135ZM235 150V151H234ZM103 151V152H102ZM108 151V152H107ZM174 151V152H173ZM178 151V152H177ZM179 151H180V153L181 154H179ZM220 151V152H219ZM221 151H223L222 153H221ZM110 152V153H109ZM120 153V154H118V153ZM124 152H127L128 153V156L125 154V156H127V157H125L124 156ZM129 152H131V154H129ZM217 152V153H216ZM228 154V156H227V154ZM102 153H103V156H102ZM134 153H136L135 155H134ZM169 153V154H168ZM174 154V156L172 155V154ZM176 153V154H175ZM177 153H178V155H177ZM99 154V155H98ZM115 154H117V155H115ZM167 154V155H166ZM219 154V155H218ZM223 154V155H222ZM94 155H95V157H94ZM138 156V159H137V156ZM222 155V156H221ZM224 155H226V156H224ZM229 155H231V156H229ZM98 156H99V158H98ZM101 156V157H100ZM133 156V157H132ZM214 156H219V158L221 157V161H222V163H221V161H219V158H217L216 157V160H214L215 158H214ZM223 156L226 158H223ZM132 157V158H131ZM139 157H140V160H139ZM177 157V158H176ZM101 158V159H100ZM130 158V159H129ZM142 158H144V162H143V159ZM154 158H156V157H154ZM169 158H171V160L169 159ZM173 158V159H172ZM176 158V159H175ZM208 158V159H207ZM257 158V157H256ZM264 155L262 154V157H258V159L260 160V161H264ZM163 159H165V161L163 160ZM210 159H211V163H209L210 162ZM218 159V160H217ZM258 159H257V161H258ZM147 160H148V158H147ZM166 160H168V161H166ZM169 160L171 161L170 163H169ZM178 160V161H177ZM180 160H182V163H180L181 161ZM208 162H207V161ZM139 161V162H138ZM180 161V162H179ZM194 161V160H193ZM215 161V162H214ZM148 164H147V163ZM163 162V163H162ZM172 162H173V167L172 166H170V168L167 170V166H168V164L169 165H172ZM259 162V161H258ZM17 163V165L16 166H18V162H16ZM123 163V164H122ZM128 163V164H129ZM174 163H175V165H174ZM205 163L207 164V165H205ZM215 165H214V164ZM262 163V162H261ZM127 164V166H129ZM154 164L156 165L155 167H153L154 166ZM163 164V165H164ZM201 164H203L202 165V167H201ZM221 164V165H220ZM263 164H264V162H263ZM176 165H180V167H177L179 170H180V168H181V170H186L185 172L186 173H184L183 171H179L177 168H176ZM196 165L198 166L197 167V169H196ZM200 165V166H199ZM208 165H209V167H208ZM213 165L215 166L214 168H212L213 167ZM217 165V166H216ZM107 166V167H106ZM134 166V167H133ZM174 166H175V170H174ZM182 166V167H181ZM184 166V167H183ZM187 166V167H186ZM18 167H20V168H18L17 170H19V169H21L22 171L24 170V168L22 169V167L23 166H21V164L18 166ZM169 167V166H168ZM201 167V168H200ZM17 168V167H16ZM137 168V169H136ZM155 168L156 169H159L160 171H156L155 170ZM161 168L162 169H164V170H161ZM203 168H205V169H203ZM206 168H207V170H206ZM217 168V169H216ZM111 169V170H110ZM113 169V170H112ZM145 169V170H144ZM148 169H150L151 171H149ZM165 169H166V172H165ZM187 169H189L188 171H187ZM212 169H213V171H212ZM20 170V171H21ZM128 170H130V171H128ZM146 170H147V172H146ZM170 170V173H167L168 171ZM178 170V171H177ZM206 170V171H205ZM215 170H216V172H215ZM218 170V171H217ZM112 171V172H111ZM120 172V174L118 173V172ZM204 173H203V172ZM171 172H172V174H171ZM176 172H178V174H180V175H177L176 174ZM190 172H191V174H190ZM207 172V174H208V176L206 177L205 176V173ZM210 172V173H209ZM214 172V173H213ZM146 173V174H145ZM184 173V175H186L187 176V178L189 179H187V180H185V176L184 175H182ZM213 173V174H212ZM216 173V174H217ZM122 174V176H120ZM203 174H204V176H203ZM206 174V175H207ZM209 174H211V175H209ZM220 174H223V173H220ZM133 175V176H132ZM149 175V176H148ZM229 174H227V175H222V177H221V180H223V186H225L226 185V187H229V186H232V187H230V188H232V190L230 189V191L228 190L227 192H231L232 193V195H236L238 198L236 199L237 201H239V203H232V204H228V205H226L225 206V208H226V210L225 211H222L221 212V210H220V215H221V213H222V216H228V217H230L231 218V220L230 221H227L228 223H230V222H232V223H230V226L232 227H234V226H238L237 227V233H238V236H237V238H240V239H242L243 237H244V233H248L247 235L245 234V239H243L244 241H246L247 242V245L249 246V245H251V243L252 242H254V243H256V242H260V240H261V236H258L257 234L258 233H260V232H262V235L264 234V224L262 225L261 224V226H259L260 224H258L257 225V220H255V226H254V224L252 223L253 221V219L249 222V225H246V227H245V224H248V221H249V219L248 220H245V219H241V218H235L234 216H242V214H244V213H242V212H240V214H238V213H236V209H245V208H247L248 206H250V204H248L251 200H252V197H251V194H250V191L247 189V187H248V179H247V176L246 177H243L244 175H242V176H228ZM264 173H263V170H261V174H260V176L259 177H261L263 180H264ZM135 176V177H134ZM180 176V177H179ZM181 176H183V177H181ZM210 176H212V177H210ZM211 179H210V178ZM220 177V176H219ZM228 177V178H227ZM236 177V178H235ZM183 178V179H182ZM199 178H201V179H199ZM209 178V179H208ZM222 178H225V179H222ZM229 178H231V179H229ZM245 178V179H244ZM236 180V181H234L235 182V184H234V182L232 181V180ZM247 179V180H246ZM183 180H185L186 182H184ZM192 180H195L194 182L195 183H193V181ZM211 180V181H210ZM227 180V181H226ZM149 181V182H150ZM156 181V182H155ZM158 181V182H157ZM197 181V182H196ZM226 181V182H225ZM153 182H154V184H153ZM237 182H239V183H237ZM197 183H199V184H202V185H205V186H208L207 188H205V189H202V188H199L197 185H199V184H197ZM229 183V184H228ZM231 183L232 184H234V185H231ZM158 184V185H157ZM213 184V185H212ZM239 186H237V185ZM191 185V186H190ZM212 185V186H211ZM234 187V188H233ZM245 187V188H244ZM238 188H240L241 189V191H240V189H238ZM243 188V189H242ZM246 189V191H245V193H244V191L243 190H245ZM236 190H238L237 192H236ZM195 191H196V193H195ZM202 193H201V192ZM199 192V193H198ZM208 192V193H207ZM249 194H248V193ZM182 193V194H181ZM185 193V195H183ZM187 193H189L188 195L189 196H187L186 194ZM190 193L191 194H193V195H190ZM197 194V196H195V195ZM204 194V195H203ZM210 196V198H208V196ZM214 194H216V195H214ZM181 195H183V196H181ZM201 195H203V196H201ZM213 195V196H212ZM193 196V197H192ZM205 196H207V198L205 197ZM212 196V197H211ZM246 196H248L247 197V199L245 200V198H246ZM186 197V198H185ZM188 197V198H187ZM186 201V203H187V205H186V203L185 202H183V201ZM188 201V202H187ZM208 201H209V204H207L208 203ZM213 201V202H212ZM173 202H174V204H173ZM210 203L212 204V207L210 206ZM189 204V205H188ZM213 204H214V206H213ZM218 204V205H217ZM242 204V205H241ZM208 205H209V207H208ZM220 205V206H219ZM222 205V206H221ZM231 205H232V207L235 209V210H233L232 209V207H231ZM236 205V206H235ZM173 206V207H174ZM191 206V207H190ZM197 206V207H198ZM235 206V207H234ZM181 207V208H182ZM196 207V208H197ZM201 207V208H202ZM208 207V208H207ZM216 207V208H215ZM217 208H219V209H217ZM250 208V207H249ZM229 209V210H228ZM230 212V214H229V212ZM238 211V210H237ZM137 212L139 213V210H137ZM225 212V213H224ZM246 212L247 213H249L250 215H253V216H255V217H259L260 219H258V220H260L259 222L260 223H262V221H263V223H264V215L263 214H261L263 217H261V215H259V213L257 214H255L254 212H249V210H246ZM224 213V214H223ZM131 215V214H130ZM231 215H232V217H231ZM244 216V215H243ZM241 221V222H240ZM245 223H244V222ZM235 222H237L236 224H234ZM243 222V223H242ZM247 222V223H246ZM258 222V223H259ZM251 223H252V225H251ZM241 225V226H240ZM252 226L251 228L249 227V226ZM107 227L105 228V230H107L106 231V233H110V231L108 230V226L109 225H106ZM248 226V227H247ZM248 228V230L246 231V229L245 228ZM249 228H250V230H249ZM244 229V231H246V232H244V231H242ZM104 230V231H105ZM240 230V231H239ZM151 232V231H150ZM243 233V235H242V233ZM241 233V234H240ZM261 234V233H260ZM108 238H109V236H108ZM264 240V239H263ZM235 243H236V241H235ZM243 243V242H242ZM236 245H238V244H236ZM238 247V246H237ZM232 254V253H231ZM233 255V254H232Z\"/></svg>","mask_w":264,"mask_h":264}]
</instances>
